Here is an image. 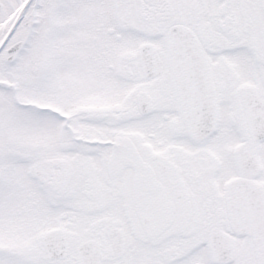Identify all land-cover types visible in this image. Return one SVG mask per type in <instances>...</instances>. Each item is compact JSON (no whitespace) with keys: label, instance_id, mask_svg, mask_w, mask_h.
<instances>
[{"label":"snow or ice","instance_id":"1","mask_svg":"<svg viewBox=\"0 0 264 264\" xmlns=\"http://www.w3.org/2000/svg\"><path fill=\"white\" fill-rule=\"evenodd\" d=\"M0 264H264V0H0Z\"/></svg>","mask_w":264,"mask_h":264}]
</instances>
